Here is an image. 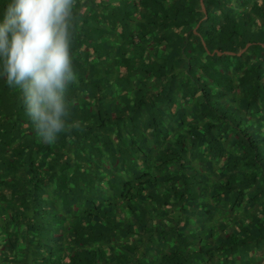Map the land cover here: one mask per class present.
<instances>
[{
    "label": "trees",
    "instance_id": "1",
    "mask_svg": "<svg viewBox=\"0 0 264 264\" xmlns=\"http://www.w3.org/2000/svg\"><path fill=\"white\" fill-rule=\"evenodd\" d=\"M78 4L74 139L0 78V264H264V0Z\"/></svg>",
    "mask_w": 264,
    "mask_h": 264
},
{
    "label": "clouds",
    "instance_id": "2",
    "mask_svg": "<svg viewBox=\"0 0 264 264\" xmlns=\"http://www.w3.org/2000/svg\"><path fill=\"white\" fill-rule=\"evenodd\" d=\"M78 0H10L0 21V78L21 91L37 136L54 144L80 130L69 96Z\"/></svg>",
    "mask_w": 264,
    "mask_h": 264
},
{
    "label": "water",
    "instance_id": "3",
    "mask_svg": "<svg viewBox=\"0 0 264 264\" xmlns=\"http://www.w3.org/2000/svg\"><path fill=\"white\" fill-rule=\"evenodd\" d=\"M203 10H204V7H203ZM205 11V10H204Z\"/></svg>",
    "mask_w": 264,
    "mask_h": 264
}]
</instances>
